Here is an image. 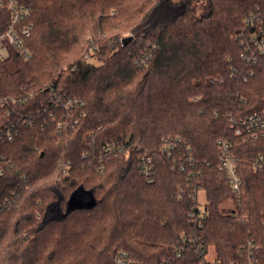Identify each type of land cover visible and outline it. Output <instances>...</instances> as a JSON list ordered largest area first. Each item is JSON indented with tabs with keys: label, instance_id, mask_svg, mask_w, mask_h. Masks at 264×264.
<instances>
[{
	"label": "trees",
	"instance_id": "1",
	"mask_svg": "<svg viewBox=\"0 0 264 264\" xmlns=\"http://www.w3.org/2000/svg\"><path fill=\"white\" fill-rule=\"evenodd\" d=\"M17 2L31 10L32 57L11 48L0 59V95L33 94L20 110L41 113L0 141V264H117L121 253L135 264H213L191 249L178 257L183 235L201 236L222 261L255 241L264 264V172L251 162L264 141L245 142L230 120L264 111V55L253 63L241 56L245 19L264 15V0ZM10 18L0 12V32ZM92 41L97 52L87 63ZM147 52L146 65L135 61ZM52 89L80 104L54 107L51 117L44 107ZM85 130L93 136L83 138ZM221 138L239 156L240 200L219 168ZM106 143L125 149L105 153ZM200 189L202 224L189 215ZM226 199L235 206L227 212ZM69 201L77 206L64 217Z\"/></svg>",
	"mask_w": 264,
	"mask_h": 264
},
{
	"label": "built area",
	"instance_id": "2",
	"mask_svg": "<svg viewBox=\"0 0 264 264\" xmlns=\"http://www.w3.org/2000/svg\"><path fill=\"white\" fill-rule=\"evenodd\" d=\"M157 2L158 0H152ZM8 9L11 14L9 23L7 24L5 30L0 32V59L5 60L11 54V48H15L21 55L26 59L32 57V52L28 46V39L32 35V29L34 24L32 22H26L30 18L31 10L30 7L21 5L17 0H0V12ZM245 25L251 31L247 38L242 39L241 44L244 49L241 53L245 62H256L259 56L264 55V15L260 13L251 12L247 15L245 19ZM124 36L120 37L122 41ZM97 52V45L94 41L90 42L89 46L86 48L84 53L85 62L89 63L93 60L95 53ZM149 57L148 52L144 56H138L135 61L139 62L141 65H146L147 58ZM252 72H249L251 74ZM44 90V89H42ZM29 96L20 97L17 95H0V141H11L20 132V124L34 125L36 121H39V113H35L36 116H29L20 110L21 104L27 100ZM80 104L78 99H73L67 94H59L55 89H52L49 95V100L47 105L44 107L45 111H49L52 108H61L67 111L75 110V107ZM34 111L31 112V114ZM50 116L53 117V110L49 111ZM84 112H79V116H84ZM5 118L6 120H2ZM77 118L69 120V124L73 127L77 123ZM235 126V134L241 135L245 142H250L251 140H263L264 141V111L255 110L248 116L240 118V121L230 119ZM237 121V122H236ZM63 127V123L58 122V128ZM83 138L92 137V130H85L83 133ZM178 138L171 137L170 139H165V146L163 150H170L174 148L180 140ZM217 146L220 152L219 155V168L223 170L228 178L231 191L235 194L236 199H241L243 192V178L240 175V163L239 156L233 153L232 143L229 139L221 138L217 141ZM124 145L119 143H106L103 152H114L116 155L120 151L124 150ZM86 154L83 153V157ZM142 173L147 178L148 182L152 181L153 165L152 156L148 153H144L141 157ZM252 167L255 171L264 172V154L260 153L253 158ZM69 167V162L63 164L64 174H67V169ZM4 173L3 169H0V175ZM59 182L62 181L60 176L57 177ZM197 193L194 195L193 208L190 211V217L192 221H196L202 224L201 221L205 219L206 207L205 204H200L198 201ZM263 225H264V210L261 213ZM237 220H244L240 217ZM205 243L201 236L194 235H183V244L174 249L177 256L180 257L186 249H191L199 256H204V260L211 262L213 264H261L258 255L259 245L253 241L249 242L247 246L241 248V255L237 260H224L222 261L216 255L212 258H208L209 250L205 249ZM117 264H135L126 260L125 253H121L116 258Z\"/></svg>",
	"mask_w": 264,
	"mask_h": 264
},
{
	"label": "rangeland",
	"instance_id": "3",
	"mask_svg": "<svg viewBox=\"0 0 264 264\" xmlns=\"http://www.w3.org/2000/svg\"><path fill=\"white\" fill-rule=\"evenodd\" d=\"M172 1H176V0H172ZM127 35H129L128 32H123L122 34H120V36H127ZM8 64H10V67H12V68L14 67L13 63L9 62ZM31 112L27 113V115L35 117L36 116V114H35L36 112H34L32 114H31ZM197 193H198L197 197H198L199 203L202 204V205L205 204L206 203V193L204 192V190L200 189V190L197 191ZM221 207L224 209V211L227 212V211H230V210L234 209L235 206H234V203L232 202V200L226 199L221 204ZM56 216H53V217H56ZM208 250H209V255H208L209 259L216 255V250H215L214 245H209Z\"/></svg>",
	"mask_w": 264,
	"mask_h": 264
},
{
	"label": "water",
	"instance_id": "4",
	"mask_svg": "<svg viewBox=\"0 0 264 264\" xmlns=\"http://www.w3.org/2000/svg\"><path fill=\"white\" fill-rule=\"evenodd\" d=\"M77 205L73 202L69 201L66 207L65 212L63 213V216H67Z\"/></svg>",
	"mask_w": 264,
	"mask_h": 264
}]
</instances>
